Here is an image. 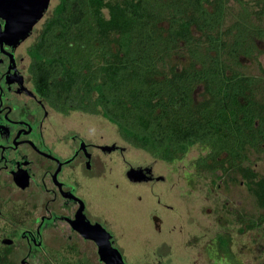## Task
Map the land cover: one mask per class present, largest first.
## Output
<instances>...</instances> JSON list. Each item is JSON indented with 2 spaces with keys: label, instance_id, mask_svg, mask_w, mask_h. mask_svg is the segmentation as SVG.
Wrapping results in <instances>:
<instances>
[{
  "label": "trees",
  "instance_id": "16d2710c",
  "mask_svg": "<svg viewBox=\"0 0 264 264\" xmlns=\"http://www.w3.org/2000/svg\"><path fill=\"white\" fill-rule=\"evenodd\" d=\"M234 1L241 14L224 28L229 0H59L29 51L35 87L57 112L101 115L157 159L209 146L198 169H237L264 209V178L241 165L264 154V78L241 71L264 39L253 20L264 0L259 12ZM182 44L181 68L172 60Z\"/></svg>",
  "mask_w": 264,
  "mask_h": 264
},
{
  "label": "flooded vegetation",
  "instance_id": "af4514ba",
  "mask_svg": "<svg viewBox=\"0 0 264 264\" xmlns=\"http://www.w3.org/2000/svg\"><path fill=\"white\" fill-rule=\"evenodd\" d=\"M4 1L7 6L0 7V264H186L177 252L181 236L186 235V243L195 248L208 236L190 227L192 207L173 204L177 182L158 173L153 164L129 159L128 142L106 141L103 135H89L60 122L58 115L69 114L57 112L35 87L29 51L58 2L0 0ZM122 165L130 185L145 186L152 199L143 210L136 205L129 208L133 220L129 223L114 221L104 207L94 208L91 197L94 180L107 181L112 169ZM133 168L138 175L130 176ZM141 194L131 198L141 203ZM205 213L214 214L212 255L207 262L216 264V210L207 208ZM201 257L203 250L192 255L191 264H198Z\"/></svg>",
  "mask_w": 264,
  "mask_h": 264
},
{
  "label": "rangeland",
  "instance_id": "374dc122",
  "mask_svg": "<svg viewBox=\"0 0 264 264\" xmlns=\"http://www.w3.org/2000/svg\"><path fill=\"white\" fill-rule=\"evenodd\" d=\"M246 1L253 12L261 10L257 0ZM57 2L56 0L55 3ZM105 12L108 13L107 10ZM240 14V5L234 0H229L224 28L235 22ZM253 20L256 26L264 30V15L257 13ZM257 43L259 52L256 58H242L241 71L246 75L264 78V39H258ZM182 47H184L183 44L172 60L181 68L189 64L187 51ZM205 97V91L201 85L195 92L196 102L202 101ZM57 119L64 122L65 125L77 130L81 129L89 135H103L106 141H116L119 144L128 145L119 135L117 126L101 115L73 111L66 116L58 115ZM130 148L128 156L134 163L153 164L158 173L170 175L173 181L177 182V186L173 188V204L192 207L195 212L193 216L195 225H190V227H195L194 231L196 232L204 230L202 234L208 236L201 246L195 248L186 243V235H180L181 238L177 235L180 238L179 245L181 246L177 252L181 259L186 260L184 261L186 264H191L192 255L201 253L202 250L204 258L198 259V264H208L209 257L207 256L212 255L210 244L213 236L210 234L214 214L205 213L207 208L212 211L216 210V264H264V223L254 228L248 225L251 220L258 219L264 213V209L258 206L248 180L240 171L231 168L227 173H224L222 169L213 173L209 170L198 169L196 161L207 156L210 152V147L205 145H193L183 158L173 162L154 158L151 154L133 146ZM241 165L253 169L258 178H264L263 153L250 151L247 159ZM112 170L114 171L107 181L94 180L93 182L91 197L94 198V208L101 211L104 207L114 221L121 219L127 223L133 222L132 218L128 217L129 208L132 205H136L140 210L150 207L152 205L150 194L143 185H130V182L124 177L126 168L123 165L119 166L117 170L115 168ZM141 193L143 194L141 203L135 202L131 198L132 194ZM141 220L144 219L139 221ZM138 226L143 228L141 222ZM137 235L141 236V230Z\"/></svg>",
  "mask_w": 264,
  "mask_h": 264
},
{
  "label": "water",
  "instance_id": "95a60500",
  "mask_svg": "<svg viewBox=\"0 0 264 264\" xmlns=\"http://www.w3.org/2000/svg\"><path fill=\"white\" fill-rule=\"evenodd\" d=\"M2 6H7V2H0V7H2ZM138 173H139V171L138 170H136L135 168H133L130 172H129V174H130V176H134V175H138Z\"/></svg>",
  "mask_w": 264,
  "mask_h": 264
}]
</instances>
